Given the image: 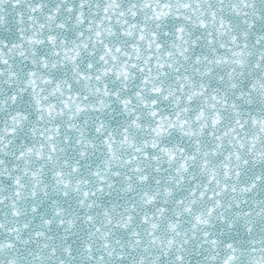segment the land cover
<instances>
[{"label":"snow or ice","instance_id":"obj_1","mask_svg":"<svg viewBox=\"0 0 264 264\" xmlns=\"http://www.w3.org/2000/svg\"><path fill=\"white\" fill-rule=\"evenodd\" d=\"M0 264H264V0H0Z\"/></svg>","mask_w":264,"mask_h":264}]
</instances>
